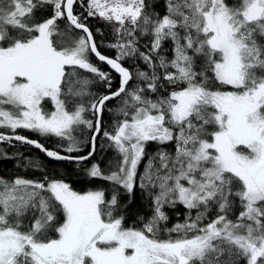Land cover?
I'll use <instances>...</instances> for the list:
<instances>
[{
	"label": "snow or ice",
	"instance_id": "obj_1",
	"mask_svg": "<svg viewBox=\"0 0 264 264\" xmlns=\"http://www.w3.org/2000/svg\"><path fill=\"white\" fill-rule=\"evenodd\" d=\"M93 56L114 91H91L112 87ZM0 129L108 184L77 191L28 157L39 177L0 176V264H264V0H0ZM101 135L107 169L88 166ZM137 190L150 214L128 225Z\"/></svg>",
	"mask_w": 264,
	"mask_h": 264
},
{
	"label": "trees",
	"instance_id": "obj_2",
	"mask_svg": "<svg viewBox=\"0 0 264 264\" xmlns=\"http://www.w3.org/2000/svg\"><path fill=\"white\" fill-rule=\"evenodd\" d=\"M157 3H160L161 0H156ZM76 7V10L79 11L78 6ZM158 11H160L163 14V8H158ZM87 23L92 28L93 31H95L96 28H100L101 31L105 33L103 37H101L98 33L96 34V39L98 43H100V50L103 54L108 55L110 57H115L117 55V52L115 49H111L107 47V44L112 42V36L107 27L103 25V22H101L98 18H89ZM171 55V53H169ZM93 62L97 64V66L104 72L109 73L112 77V87L109 89L108 85L104 83L103 81H100L98 78L95 83L91 85V91L93 93H99V94H106L109 91H114L119 86V80L120 77L118 74L113 72L109 66L103 62H99L95 59L93 56ZM139 67L143 70L144 65L140 62H138ZM125 66H128L131 70L135 71V66L130 63L126 62ZM82 71V70H81ZM91 76V74H87ZM118 104V101H112L109 103L108 108L113 109V111L105 110L102 115V121L103 126L105 129L111 131L112 130V124L117 119L115 115V106ZM49 109H51V104L49 102L48 105ZM90 119H94V117L91 115V113L88 114ZM0 131H3L5 134H11L10 130L8 129H0ZM17 134L27 136L30 139H37V134L32 133L25 129H17ZM87 132L85 133V139H87ZM44 143L46 147L53 148L56 145V138L50 137L47 140L44 138H40ZM110 142L106 140L102 135L97 141V153L94 156L93 159H91L88 162V166H90L93 162H99L101 163L102 167L105 169L109 166V161H112L116 158V152L113 148L108 147V144ZM83 151L86 154L89 150L87 145H83ZM0 150H3L9 158H4L3 156H0V176L5 177H12L15 175H23L28 178H37L40 176V173L34 169H27L23 166L25 163V158H39V160L44 161V163L47 165L48 169H57L60 172H66L70 177V182L72 183V186L77 191H86L89 188L93 187H108V184L106 181L95 179V180H89L85 177L84 173L76 168L75 164H69L66 162H52L48 158L44 156L43 153H41L39 150L33 148L30 145H21L19 142L14 141L13 145H9L8 143H0ZM148 152L152 153L156 150V145L151 144L148 147ZM19 151L23 155L17 157L15 153ZM146 160V159H145ZM143 163L141 166V171L143 169ZM169 226H171L174 223L177 222H183L185 212L186 210L182 206H177V209H169ZM177 212L179 214H177ZM150 214V208L148 206V202L146 199L141 198L139 190H137L134 198L133 203L129 205L128 210V225H131L133 221L136 219L137 215H148ZM210 217L212 214H209Z\"/></svg>",
	"mask_w": 264,
	"mask_h": 264
},
{
	"label": "water",
	"instance_id": "obj_3",
	"mask_svg": "<svg viewBox=\"0 0 264 264\" xmlns=\"http://www.w3.org/2000/svg\"><path fill=\"white\" fill-rule=\"evenodd\" d=\"M106 64V63H105ZM109 68H110V66H109ZM111 69V68H110ZM112 70V69H111ZM113 72H115L114 70H112ZM117 74V73H116Z\"/></svg>",
	"mask_w": 264,
	"mask_h": 264
},
{
	"label": "rangeland",
	"instance_id": "obj_4",
	"mask_svg": "<svg viewBox=\"0 0 264 264\" xmlns=\"http://www.w3.org/2000/svg\"><path fill=\"white\" fill-rule=\"evenodd\" d=\"M145 162H146V160H145Z\"/></svg>",
	"mask_w": 264,
	"mask_h": 264
}]
</instances>
